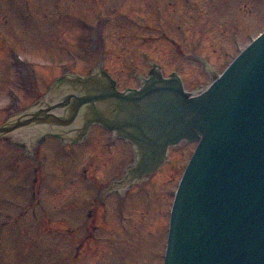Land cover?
<instances>
[{"label":"rangeland","instance_id":"374dc122","mask_svg":"<svg viewBox=\"0 0 264 264\" xmlns=\"http://www.w3.org/2000/svg\"><path fill=\"white\" fill-rule=\"evenodd\" d=\"M263 30L264 0H0V125L60 102L69 92L51 90L55 78L99 63L120 89L159 65L197 92ZM85 111L72 126L36 121L0 136V264H163L195 143L134 175L128 141L98 127L78 135Z\"/></svg>","mask_w":264,"mask_h":264},{"label":"water","instance_id":"95a60500","mask_svg":"<svg viewBox=\"0 0 264 264\" xmlns=\"http://www.w3.org/2000/svg\"><path fill=\"white\" fill-rule=\"evenodd\" d=\"M154 78L125 92L103 71L72 80L86 94L77 107L103 103L94 121L138 147L142 174L170 146L199 142L176 193L165 264H264V33L197 95L177 76Z\"/></svg>","mask_w":264,"mask_h":264},{"label":"flooded vegetation","instance_id":"af4514ba","mask_svg":"<svg viewBox=\"0 0 264 264\" xmlns=\"http://www.w3.org/2000/svg\"><path fill=\"white\" fill-rule=\"evenodd\" d=\"M163 72H164V71H163ZM148 75H149V74L147 73L146 77H148ZM144 77H145V76H144ZM138 80H139V85H141V82H142V81H141V78L139 77ZM35 117H36V116H35ZM96 127L103 129V127H100V126H98V125H95V126H93V127L91 128L90 132L92 131L93 128H96ZM105 131H106V130H105ZM57 139H59V138H57ZM68 143H70V144H75V141H74V142H73V141H68Z\"/></svg>","mask_w":264,"mask_h":264}]
</instances>
